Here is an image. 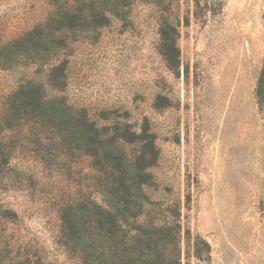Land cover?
Wrapping results in <instances>:
<instances>
[{"label":"rangeland","instance_id":"obj_1","mask_svg":"<svg viewBox=\"0 0 264 264\" xmlns=\"http://www.w3.org/2000/svg\"><path fill=\"white\" fill-rule=\"evenodd\" d=\"M71 1L0 0V49ZM111 1L126 14L59 34L62 48L46 59L0 62V127L10 95L41 82L109 137L125 135L128 160L153 163L143 191L156 205L146 209L181 215L183 264H264V0ZM166 25L180 52L175 69L161 52ZM2 135L17 151L0 174V264H78L59 243L60 210L80 197L102 202L90 159L52 150L39 160L34 136ZM201 240L208 258L194 255L196 242L206 250Z\"/></svg>","mask_w":264,"mask_h":264},{"label":"trees","instance_id":"obj_2","mask_svg":"<svg viewBox=\"0 0 264 264\" xmlns=\"http://www.w3.org/2000/svg\"><path fill=\"white\" fill-rule=\"evenodd\" d=\"M77 5V7H76ZM126 6L111 0H72L58 8L46 26L38 27L23 38L0 49L2 66L9 67L21 59L38 61L62 48L58 35L85 30L89 26H105L110 18L120 17ZM161 31V52L168 66L179 65L180 52L176 39ZM48 60V59H47ZM59 67L54 68L57 71ZM49 85L60 90V76L51 74ZM256 96L264 101V68L260 74ZM6 106V117L0 127V174L12 170L17 148L4 141L2 131L19 132L30 141L40 160L55 157L56 150L64 157L90 159L93 171L92 188L102 196L99 203L92 197L69 200L60 210V241L66 252L78 264H183V230L180 214L169 210L147 211L149 201L143 188L150 183V165L127 159L121 144L127 137L116 132L109 137L105 128L91 121L85 110L68 106L64 99L48 97L44 84L27 82L12 95ZM186 234H189L187 231ZM200 239V237H199ZM206 250L194 243V255L208 258L210 246L201 240ZM2 258L0 256V262ZM21 264V261H14Z\"/></svg>","mask_w":264,"mask_h":264}]
</instances>
